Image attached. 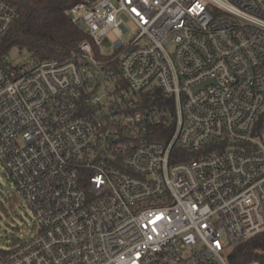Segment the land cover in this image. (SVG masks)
Segmentation results:
<instances>
[{
    "label": "built area",
    "instance_id": "obj_1",
    "mask_svg": "<svg viewBox=\"0 0 264 264\" xmlns=\"http://www.w3.org/2000/svg\"><path fill=\"white\" fill-rule=\"evenodd\" d=\"M50 1L87 39L0 57V160L37 226L0 264H229L264 232V0ZM19 15L0 0V43Z\"/></svg>",
    "mask_w": 264,
    "mask_h": 264
},
{
    "label": "trees",
    "instance_id": "obj_2",
    "mask_svg": "<svg viewBox=\"0 0 264 264\" xmlns=\"http://www.w3.org/2000/svg\"><path fill=\"white\" fill-rule=\"evenodd\" d=\"M11 1L18 7L20 15L0 43V57L8 56L11 49L17 48L29 54L30 60L26 65L34 66L46 61L66 62L81 54L80 45L87 36L68 14L69 3ZM95 51L100 56L99 50ZM155 103L149 101L148 105ZM228 262L264 264V232L235 247L228 256Z\"/></svg>",
    "mask_w": 264,
    "mask_h": 264
},
{
    "label": "rangeland",
    "instance_id": "obj_3",
    "mask_svg": "<svg viewBox=\"0 0 264 264\" xmlns=\"http://www.w3.org/2000/svg\"><path fill=\"white\" fill-rule=\"evenodd\" d=\"M123 20L130 28V32L123 34L118 30H114L109 35L110 41L100 48L103 54H110L113 51L112 44L114 41L122 39L127 42L133 37V25L126 17H123ZM8 56L16 66L26 65L30 60L27 52H20L17 48L11 49ZM108 71L109 68L107 67L105 71L101 72V78L94 79L95 85L99 83L97 86L98 95L105 96L107 92L111 93L114 90ZM89 74L93 76L92 69ZM36 233L35 215L0 160V248L9 249L18 240H26Z\"/></svg>",
    "mask_w": 264,
    "mask_h": 264
}]
</instances>
